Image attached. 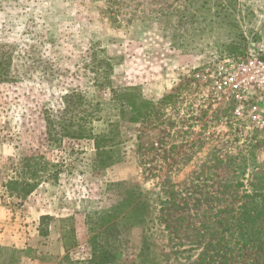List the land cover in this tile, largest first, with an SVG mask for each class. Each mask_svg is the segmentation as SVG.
Segmentation results:
<instances>
[{
    "label": "rangeland",
    "instance_id": "rangeland-1",
    "mask_svg": "<svg viewBox=\"0 0 264 264\" xmlns=\"http://www.w3.org/2000/svg\"><path fill=\"white\" fill-rule=\"evenodd\" d=\"M0 59V264L97 262L87 222L97 234L128 193L140 210L107 264H264V0H0ZM133 87L151 104L138 123L111 91ZM71 90L99 104L109 153L48 139ZM28 158L39 187L10 197ZM72 226L77 247L51 253Z\"/></svg>",
    "mask_w": 264,
    "mask_h": 264
},
{
    "label": "trees",
    "instance_id": "trees-1",
    "mask_svg": "<svg viewBox=\"0 0 264 264\" xmlns=\"http://www.w3.org/2000/svg\"><path fill=\"white\" fill-rule=\"evenodd\" d=\"M230 53L236 54L235 49H231ZM237 50V49H236ZM238 51V50H237ZM235 55V56H236ZM8 59V57H6ZM11 63L4 64L0 59V82L9 80L8 73L11 68ZM103 65H106L105 67ZM104 67V68H103ZM9 69V70H8ZM112 65L107 61L97 62L96 56L93 61L92 70H95L97 77L100 78L102 71L104 72L103 78L108 76L112 71ZM113 95V102L119 108L120 117L132 123L143 121L151 112L150 102L144 100L137 87L126 88L120 90H111ZM64 109L56 117L51 115L46 117V135L48 139L54 142H60L64 139L74 140H93L95 149L99 154L109 153L111 149L107 148V144H112L110 141L114 137H107V135H96L92 127L96 118V113L100 111L99 104H92L86 100L84 94L79 90H71L63 95ZM48 112V111H47ZM116 127L112 125V128ZM114 131L112 130V133ZM30 158L25 160L24 168L26 170L25 177L22 179L12 178L6 184L5 188L10 197L18 199H26L32 195L39 187L38 178H40L38 169H31L29 165ZM39 165V163H38ZM42 169H45L42 167ZM128 197L124 196L121 201L110 210L101 211L98 213V233H95L94 227L90 226L89 221L88 230L91 234L90 243L92 245L93 257L99 253L97 262L92 261V264H107L109 255L113 253V249L109 247V236L119 232L120 226L127 222L130 217L137 215L140 202L133 199V195L128 193ZM133 199V200H132ZM51 217L44 216L41 218L40 236H49V229L43 225L51 221ZM72 217L61 219L60 222H70ZM62 238L64 247L67 252L76 246V230L72 226L66 230L63 228ZM111 248V249H109Z\"/></svg>",
    "mask_w": 264,
    "mask_h": 264
},
{
    "label": "crops",
    "instance_id": "crops-1",
    "mask_svg": "<svg viewBox=\"0 0 264 264\" xmlns=\"http://www.w3.org/2000/svg\"><path fill=\"white\" fill-rule=\"evenodd\" d=\"M76 233H77V231H76ZM77 244H78V242H77V238H76V246L75 247H77ZM54 249H55V252L52 251L51 253L56 254V255H61L62 256V255H65V254L68 253L67 250L64 247V241H63V238H62V232H61L59 238H56L55 243H53V241H52L50 250H54Z\"/></svg>",
    "mask_w": 264,
    "mask_h": 264
}]
</instances>
